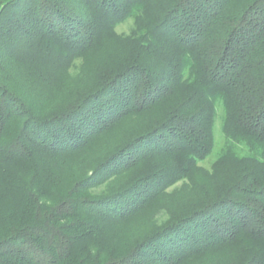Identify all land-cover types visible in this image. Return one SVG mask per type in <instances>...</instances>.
<instances>
[{
  "label": "trees",
  "instance_id": "16d2710c",
  "mask_svg": "<svg viewBox=\"0 0 264 264\" xmlns=\"http://www.w3.org/2000/svg\"><path fill=\"white\" fill-rule=\"evenodd\" d=\"M0 264H264V0H0Z\"/></svg>",
  "mask_w": 264,
  "mask_h": 264
},
{
  "label": "rangeland",
  "instance_id": "374dc122",
  "mask_svg": "<svg viewBox=\"0 0 264 264\" xmlns=\"http://www.w3.org/2000/svg\"><path fill=\"white\" fill-rule=\"evenodd\" d=\"M132 27V22H126L122 25H120L117 30L119 33H129L130 32V29ZM72 81V80H71ZM71 83V82H70ZM220 114H222V111L219 112ZM214 134H215V148H214V151L212 153L211 156H209V158L203 162H201L200 164V167L203 168L204 171H211V167H212V164L217 160L218 158V153L221 149V147L224 145V139H223V136H222V130H221V120L220 118L217 119L216 121V124H215V129H214ZM201 174H203L202 172H200V170L196 173L197 175V179H205V177L201 176ZM164 211L161 210L160 212H156L154 213V215H151L150 217H152L151 220L150 218L148 217H143L141 218L140 220H138V224L136 225V233H140L142 232V230H149L150 227H151V222L153 221H160V220H163L164 219ZM156 218V219H155Z\"/></svg>",
  "mask_w": 264,
  "mask_h": 264
}]
</instances>
